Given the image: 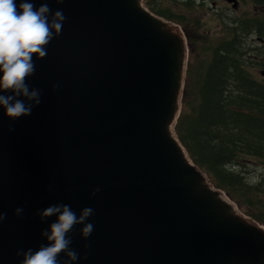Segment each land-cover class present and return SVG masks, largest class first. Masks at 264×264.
Wrapping results in <instances>:
<instances>
[{"label": "water", "instance_id": "95a60500", "mask_svg": "<svg viewBox=\"0 0 264 264\" xmlns=\"http://www.w3.org/2000/svg\"><path fill=\"white\" fill-rule=\"evenodd\" d=\"M32 2L66 19L46 56L33 54L27 83L41 103L14 122L0 110V264L46 243L55 217L37 213L57 203L94 210L87 239L73 229L71 247L87 251L77 264H264V227L175 133L188 57L180 27L144 0Z\"/></svg>", "mask_w": 264, "mask_h": 264}, {"label": "trees", "instance_id": "16d2710c", "mask_svg": "<svg viewBox=\"0 0 264 264\" xmlns=\"http://www.w3.org/2000/svg\"><path fill=\"white\" fill-rule=\"evenodd\" d=\"M251 1L264 6V0ZM159 13L187 30L203 28L187 11L182 16L171 10ZM233 24L222 35L198 40L189 35L190 61L176 132L213 183L264 224V77H258L264 71V44L252 46L248 39L254 31L264 39V15L239 17Z\"/></svg>", "mask_w": 264, "mask_h": 264}, {"label": "clouds", "instance_id": "9594fccd", "mask_svg": "<svg viewBox=\"0 0 264 264\" xmlns=\"http://www.w3.org/2000/svg\"><path fill=\"white\" fill-rule=\"evenodd\" d=\"M63 2L55 0L57 5ZM65 19L62 10L53 12L46 3L37 7L32 0H0V110L10 121L30 116L41 103V91L27 83L35 72L33 54L36 59L46 56L47 45L60 35ZM100 190L94 188L92 195ZM23 212V207H16L13 214L21 217ZM37 214L41 220L48 217L55 220L40 233L46 243L36 250L16 251L22 257L19 264H77L87 258V251L81 256L71 245L75 226H82L79 229L82 239L93 232V224L88 222L94 214L92 208L85 207L77 215L68 204L57 203ZM5 219L6 213L0 212V223Z\"/></svg>", "mask_w": 264, "mask_h": 264}, {"label": "rangeland", "instance_id": "374dc122", "mask_svg": "<svg viewBox=\"0 0 264 264\" xmlns=\"http://www.w3.org/2000/svg\"><path fill=\"white\" fill-rule=\"evenodd\" d=\"M210 2V1H209ZM209 2L203 9H196V15L202 18L203 28L201 30L193 29V27L186 26L188 28L189 35L194 37L195 39H202L206 34H215L219 35L224 27V22L216 13H222L224 17V21L228 18L236 15H240L244 12H253L254 8L251 4L248 5H241L238 11H234L230 5L222 4L221 2H217V10H211L209 8ZM174 1L168 0V4L173 6ZM216 12V13H215ZM264 13V10L262 11ZM221 19V20H220ZM262 169L257 171V174H261Z\"/></svg>", "mask_w": 264, "mask_h": 264}, {"label": "flooded vegetation", "instance_id": "af4514ba", "mask_svg": "<svg viewBox=\"0 0 264 264\" xmlns=\"http://www.w3.org/2000/svg\"><path fill=\"white\" fill-rule=\"evenodd\" d=\"M152 4H156L158 1H160V0H149ZM163 0H161V2H162ZM184 1H186V0H178L177 1V3H176V5H178L179 6V4L181 3V2H184ZM209 0H194V2H195V4H198L197 5V7L198 8H204L206 5H207V2H208ZM161 2H160V4H161ZM217 7V4H216V2H212V8H216Z\"/></svg>", "mask_w": 264, "mask_h": 264}]
</instances>
